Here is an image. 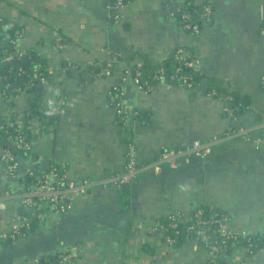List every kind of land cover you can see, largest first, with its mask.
<instances>
[{"label":"crops","instance_id":"1","mask_svg":"<svg viewBox=\"0 0 264 264\" xmlns=\"http://www.w3.org/2000/svg\"><path fill=\"white\" fill-rule=\"evenodd\" d=\"M187 4L212 9L199 33L182 26ZM0 21L18 34L17 53L34 54L45 69L35 89L5 99L0 88V116L21 122L38 101L53 117L27 116L30 149L18 155V178L0 161V264L64 251L76 264H209L198 240L168 245L157 228L169 215L186 223L202 206L225 212L234 234H264V0H125L123 7L114 0H0ZM179 49L204 70L194 86L162 80L151 92L138 88L135 65L163 63ZM115 54L117 67L104 73ZM214 82L249 97L248 109L232 119L225 100L209 92ZM114 87L129 107L122 124ZM196 140L210 145L207 155L180 157L177 167L161 162L165 151ZM131 146L140 171L118 187L110 179L126 170ZM54 167L82 190L66 212L44 205L34 220L20 205L21 178ZM27 221L31 229L22 227ZM222 258L264 264V249L242 246Z\"/></svg>","mask_w":264,"mask_h":264},{"label":"trees","instance_id":"2","mask_svg":"<svg viewBox=\"0 0 264 264\" xmlns=\"http://www.w3.org/2000/svg\"><path fill=\"white\" fill-rule=\"evenodd\" d=\"M204 7H195L192 5L187 4L181 11V23L182 26L185 25L186 22H193L199 25V29L202 28V19L200 18L203 14ZM184 12H189L191 14L190 21H186L183 19L182 14ZM191 32H194L191 29H187ZM195 33V32H194ZM18 38V34L7 28L3 21H0V88L5 94V99H9L12 94H14L19 88H27L30 86L29 89H35L39 84L43 81L45 76V69L44 64L39 60L40 58L35 57L34 54H23L21 57L18 58V54L16 51V41ZM10 55H13L15 60L18 61L17 65H14L12 61H7L6 58ZM187 59L191 60L189 57L186 56ZM107 65V64H106ZM105 65V66H106ZM103 66V69L105 68ZM181 69L178 70V68ZM93 68V67H91ZM94 72H101L102 68H93ZM132 71L140 72V82L143 86L146 85H157L160 82V77L164 75L166 79H170V77L174 74L185 75L187 80L193 82L194 84L197 82L198 78L201 77L202 74H199L193 68L187 66L179 65V60L177 59V52H175L172 56H170L166 61L160 64L151 63L149 60H144L141 65H135ZM172 82L179 83L185 86L181 80H173ZM28 89V88H27ZM21 90V89H19ZM113 94L116 93L113 90ZM209 92L211 95H215L217 97L223 98L226 102V108L232 112V119H236L240 114L244 113L249 105H250V98L241 95L238 92L228 91L225 86L220 83H213L212 86L209 88ZM39 102H34V108L31 113H28V117L30 118L34 113L40 115L42 118H51L53 121V117L47 116L38 104ZM27 116L22 118L21 122H7L5 117H0V144L5 145L7 144V131L11 130L12 134H25L29 131ZM126 117L120 116L119 123L122 124L126 121ZM56 170L59 175H63L64 173L60 171L59 167H54L49 171ZM44 172L42 174H34L33 176L25 175L21 179L25 186L24 190L32 189V187L39 182L42 175L47 173ZM39 174V175H38ZM40 176V178H38ZM23 190V191H24ZM25 213H30L32 211L40 212L43 211V207L41 205L31 207L28 209L27 207H23ZM201 212L202 218L207 220L208 223V242L213 244H223L221 243L224 237L219 234V224L218 221L222 219L223 216L228 217V215L221 211L216 210L210 207L202 206L192 212L191 218L186 223H181L178 221L177 228L169 227V224L172 222L170 216L165 217L159 221V224L163 228H159L163 239L166 237L175 238L174 244L178 243L179 241L185 239H196L198 240L206 249L209 250V247L206 246L205 242L201 241V237L198 231V228L191 229L189 231L188 226L196 224V214ZM177 217V215H175ZM36 219V218H35ZM34 219V220H35ZM229 219V217H228ZM178 231V233H177ZM235 238L232 236L229 239L225 240V244L227 245L226 248H222L218 252V256L216 258V262L223 263V254L231 252L232 250L245 246L250 249L251 252L260 251L264 249V234H258L255 236H239L237 234ZM173 244V245H174ZM58 255H54L48 259H40V264H51L56 263L58 260ZM209 264H215L209 258ZM224 264V263H223Z\"/></svg>","mask_w":264,"mask_h":264},{"label":"built area","instance_id":"3","mask_svg":"<svg viewBox=\"0 0 264 264\" xmlns=\"http://www.w3.org/2000/svg\"><path fill=\"white\" fill-rule=\"evenodd\" d=\"M118 7H123L125 0H114ZM212 9L209 5L204 7L203 14L201 15L202 20H209L211 18ZM182 17L186 21H190L191 14L189 12H184L182 14ZM185 29H191L195 33H199V25L193 22H186L183 26ZM23 53L18 54V58L21 57ZM120 57V54H115L111 57V59L108 60L107 65L104 68V73H111L115 67H117L116 60ZM177 59L179 60V65L181 66H187L190 68H193L195 71H197L199 74H203L204 70L203 68L195 61V60H189L184 55V50L179 49L177 51ZM7 61L15 60L13 55H10L6 58ZM181 69V67L178 68V70ZM127 73H131V71L128 69ZM134 74V81L139 89L145 91V92H151L155 89L156 85H146L143 86V84L140 82V72L135 71ZM162 80H168L172 82L173 80H181L182 83L187 87H192L195 84L193 82H190L187 80V77L185 75H179L174 74L170 77V79H166L164 75L160 77V82ZM263 85H264V77L262 79ZM116 91L115 94L112 95L111 100L117 110L118 117L125 116L128 117L129 114V107L127 105L126 99H125V91L120 87H114ZM226 113L232 117V112L226 108ZM1 117V116H0ZM240 134H247L246 131L240 130ZM218 140H215V142ZM30 149V143L28 141V138L25 134H12L11 130L7 131V144L2 145L1 154H0V161L4 165V172L7 176L18 178L19 177V163H18V155L24 151H28ZM210 151V145H204L201 141H194L192 145L185 147L181 150H168L165 151L162 154L161 162H166L170 164L172 167H177V160L180 157L183 156H189L194 155L198 157H203L207 155V153ZM154 168L157 170L159 169L158 165H154ZM140 171V166L137 163L136 153L134 147H129L128 150V163L126 166V170L116 176H113L112 179H110V182L112 184H115L118 187H121L123 185L130 184L133 182V180L136 178ZM25 175H33L32 171L26 173ZM23 175V176H25ZM22 176V177H23ZM78 190H82V187L76 186L72 182L68 181L66 179L65 174L59 175L56 170L49 171L42 175L41 179L38 183H36L32 189H26L23 191L21 195L20 205L22 207H27L28 209H31V207H34L37 205H41L42 207L46 205L50 210L54 212H66L70 207V199L72 197V194L75 193ZM31 217L32 218H42L43 217V211L36 212L32 211ZM196 224L189 225L188 229L189 231L191 229H194L195 227L198 228L201 241L205 242L206 246L209 247L208 253L209 258L215 263V264H223L216 262V258L218 256V252L222 248H226V244L224 243L226 239L231 238L232 236L235 238L236 235L232 233L229 230L228 227V217L223 216L221 220L218 221L219 224V234L224 237L222 239L221 243L223 244H213L208 242V221L202 218V213L199 212L196 214ZM170 219L172 222L169 224V227L177 228L178 219L175 215H171ZM22 227L31 229V222L27 221L22 224ZM157 228H163L160 224H158ZM160 230V229H159ZM178 233V231H177ZM3 236L9 237L7 234H3ZM165 241L168 245H173L175 242V238L166 237ZM263 250V249H262ZM32 264H40V259L35 260L32 262ZM51 264H76V262L73 259V256L71 253H68L67 251L60 252L58 255V260L56 263Z\"/></svg>","mask_w":264,"mask_h":264},{"label":"water","instance_id":"4","mask_svg":"<svg viewBox=\"0 0 264 264\" xmlns=\"http://www.w3.org/2000/svg\"><path fill=\"white\" fill-rule=\"evenodd\" d=\"M12 63H13L14 65H17V64H18V61H17V60H13ZM38 178H40V176H38ZM123 188H126V185H123Z\"/></svg>","mask_w":264,"mask_h":264}]
</instances>
